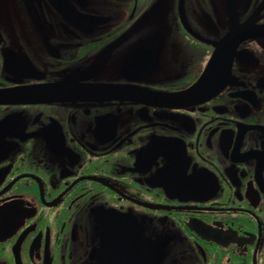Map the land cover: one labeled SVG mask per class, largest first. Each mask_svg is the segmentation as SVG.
<instances>
[{
  "label": "flooded vegetation",
  "instance_id": "obj_1",
  "mask_svg": "<svg viewBox=\"0 0 264 264\" xmlns=\"http://www.w3.org/2000/svg\"><path fill=\"white\" fill-rule=\"evenodd\" d=\"M0 264H264V0H0Z\"/></svg>",
  "mask_w": 264,
  "mask_h": 264
},
{
  "label": "water",
  "instance_id": "obj_2",
  "mask_svg": "<svg viewBox=\"0 0 264 264\" xmlns=\"http://www.w3.org/2000/svg\"><path fill=\"white\" fill-rule=\"evenodd\" d=\"M234 34V35H233ZM233 34L231 35V36H233L234 37V40H235V42L238 40L237 39V37L239 36V32L238 31H235V32H233ZM249 34H251V32L250 33H248V35ZM226 39H230V34L228 35V36H226ZM217 59V56H215V57H213V59H212V61L210 62V65H213L214 64V61ZM218 59H219V56H218ZM202 80H203V78H202Z\"/></svg>",
  "mask_w": 264,
  "mask_h": 264
}]
</instances>
